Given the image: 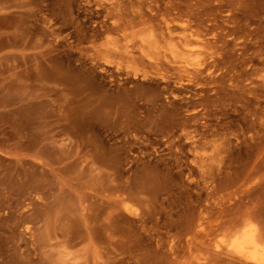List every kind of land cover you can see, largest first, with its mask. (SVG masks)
Wrapping results in <instances>:
<instances>
[{"label":"rangeland","instance_id":"374dc122","mask_svg":"<svg viewBox=\"0 0 264 264\" xmlns=\"http://www.w3.org/2000/svg\"><path fill=\"white\" fill-rule=\"evenodd\" d=\"M100 1L0 0V264H231L234 223L264 236V0H118L224 42L181 93Z\"/></svg>","mask_w":264,"mask_h":264},{"label":"bare ground","instance_id":"6f19581e","mask_svg":"<svg viewBox=\"0 0 264 264\" xmlns=\"http://www.w3.org/2000/svg\"><path fill=\"white\" fill-rule=\"evenodd\" d=\"M124 5H126V3L125 4L123 3V5H122V2L121 1L119 2L118 0H117V2H110L108 4L106 3V6L108 8V13L110 15H112V17L114 18V21L112 24L113 25L112 30L113 31L115 30V31H118L119 33H122L123 37L127 40V42H129V43L133 42L134 44L130 43V45H128V46L126 45V47H127L126 50H123L120 48V46L115 45L113 47L112 51L118 52V50L121 49L123 55H125V53L127 54V57H128V55H131L132 58H129V59L134 60L135 64H137L140 60H138L136 58V56L134 57L132 54L133 52L131 50H129V49H131V47H132V50L134 47L135 48L137 47L140 50L139 52H141V55H142V56L140 55L141 58H144V59L147 58L146 64L147 63L150 64V65L147 64L145 66H148L150 68L153 66V68H155V70L156 69L158 70V71H156L158 74L155 72L154 73L157 74V76H160L161 77L160 79L164 80L165 83L167 81V83L165 85L166 89H167V87L168 88L171 87L170 85H168V79L169 80H170V78H171V80L174 79L173 76L169 77L170 75L168 74V69L170 71L174 72V75H176L175 79H177V80L175 83H176V86H178L176 88V92L181 93V91L184 88V86H183L184 81L183 80H184L185 76L189 78V81H194V80L198 81V80H200L201 75H203L204 70L207 73V69L209 71L211 65L214 66V64L216 65L219 62V61L216 62L217 60L214 58V62L211 61L213 64L209 62L210 64L208 66L206 65L208 63V59L213 57V54H214L212 52L213 50L219 49L216 51L217 52L222 51V48L220 51V47L221 46L224 47V45H222V44H224V42L222 40H220V38L218 39V42L220 41L218 43V46H220V47L218 48V46H217V48L214 49L213 47L215 45H213V44L214 43L216 44V42L212 41L213 43H211L210 38L208 41V39L201 37L202 36L201 31L202 30H200L198 28H196V29L199 30L200 32L194 29L195 30V33H194V31L191 28L190 32H192V31L193 32L190 33L189 30H187V28H184L183 32L181 31L182 33H177L178 29L174 25H172V22H171V24L170 23H164V22H168V21L167 20L166 21L161 20L162 24H158V23L155 24L156 21L160 22V20L156 19L157 17L155 18V16H153V18H155L156 20H154L155 22L152 21L153 18L149 17V16H151L153 14H151V15L149 14V16H147L148 12H146L145 14L140 13V14H132V15L126 16L124 13L121 12L122 6H124ZM128 8H130V7H128ZM125 10L123 9V12ZM106 15H107V13H106ZM113 18H110V19L113 20ZM109 26H111V25H109ZM107 30L111 31L110 28H107ZM187 31L190 34H186L185 32H187ZM204 34L206 35L205 32H204ZM205 35H204V37H206ZM122 40H124V39H122ZM212 40H214V39H212ZM221 42H222V44L219 45ZM227 44L228 43L226 42L225 45H227ZM124 47H125V45H124ZM124 47H122V48H124ZM211 49H212V51H211ZM134 51H137V50H134ZM118 53H121V52H118ZM135 53L136 52H134V55H135ZM144 61L145 60H142L143 63H145ZM140 62H139V64H140ZM164 65H166L167 67ZM205 65L207 66V69H206ZM213 66H212V68H213ZM164 67L167 70L166 75L168 74L169 76H166L165 74L162 75L163 72L165 73V70L162 69ZM153 68H152V70H153ZM203 68H204V70H203ZM161 70H163L162 73L159 72ZM172 72H170L171 75L173 74ZM148 73L146 72L143 75L141 74L142 75L141 80L144 81L145 83H146V81L149 80L150 76L153 77L152 75H149L151 72L149 74ZM154 73L152 72L151 74L155 75ZM128 74L129 73H127V75ZM210 75L211 74H209L208 77H210ZM135 76H136V74H135ZM140 77H138V80L140 79ZM150 80H152V78H150ZM153 80H154V78H153ZM164 81H162V82H164ZM145 83L139 82V84L142 85V88H144L143 86H145ZM134 85L136 86V83ZM148 85H150L149 82H148ZM123 87H125V86L122 85V88ZM120 88H121V86H120ZM125 88L126 89L123 88V90L127 91V87H125ZM146 88H147V85H146ZM171 91H169V92L171 93ZM174 91H175V89H173L172 93H173V95L175 94L174 97H177V95H176V93H174ZM118 92H119V89H118ZM123 93H124V91H123ZM203 151H204L203 153H201V154L198 153L199 155H195V159L201 160L203 162H208V161H212V159L214 160V158H216L222 152H224V153L228 152L226 149L221 150V149H218L216 147L207 148ZM205 167H203V168H205ZM204 173H205V170H202V174H204ZM245 219H244L245 221L243 220L244 223L242 222L243 224L240 223L237 225V223H234V224H236L235 226L233 224L235 229L232 226H231V229L229 228V231L232 230V228L234 230H232L233 233H231L229 236H226V239L223 238L224 240H222L220 243L215 242V246L213 245L214 247H213V249H211L213 254H211L212 259L211 258L210 259L212 262H215V261L217 262L218 258H221V256H225V259L227 261H229L231 264H264V236H263L261 229L259 228L258 224L255 223L254 220H251L250 217H247ZM199 228H201V227L199 226ZM203 230H205V229L202 227V232H203ZM207 230H205L204 232L209 237L211 234L209 232H211L212 230L211 231L208 230V233L206 232ZM199 231H201V230H199ZM210 239H212V238L209 237V240ZM206 240H207V237H206ZM209 240H208V242H209ZM203 243H206L205 240ZM207 244H209V243H207Z\"/></svg>","mask_w":264,"mask_h":264}]
</instances>
